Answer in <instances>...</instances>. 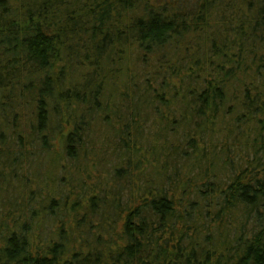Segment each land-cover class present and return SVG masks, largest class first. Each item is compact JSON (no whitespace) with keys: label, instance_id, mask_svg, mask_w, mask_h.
Masks as SVG:
<instances>
[{"label":"trees","instance_id":"trees-1","mask_svg":"<svg viewBox=\"0 0 264 264\" xmlns=\"http://www.w3.org/2000/svg\"><path fill=\"white\" fill-rule=\"evenodd\" d=\"M29 144L74 178L0 264H264V0H0V158Z\"/></svg>","mask_w":264,"mask_h":264},{"label":"rangeland","instance_id":"rangeland-1","mask_svg":"<svg viewBox=\"0 0 264 264\" xmlns=\"http://www.w3.org/2000/svg\"><path fill=\"white\" fill-rule=\"evenodd\" d=\"M28 105L30 103L27 104V109L29 108ZM30 136L31 134H28V137ZM49 138L51 139V146L55 147L56 150L58 147L55 146L56 139L52 138L51 135ZM25 150H27V155L20 156L17 163L12 162L13 156L6 157L4 160L0 158V244L3 243V238L9 229L18 230L20 224L24 222L30 224L31 229H33L35 223L37 227L40 225L39 229L43 231L42 235H45L50 230L49 222H45V215L48 216L49 214L44 210L42 211L44 205L42 200L44 201V198H46L47 192L54 190L55 194L53 196H55V200L57 199L60 202L58 195L61 192H63L62 195L65 194L67 185L74 178L73 173L64 172L72 164L69 159L60 160V167L53 172L55 161H53L51 152L41 151L38 145L32 144L27 145ZM99 158H93L92 164H89L87 159L78 161V167L81 168L79 175L85 177L86 185L82 187L79 185L78 188H75L76 191L79 188L86 189L88 184L90 185L96 181L94 175L104 174V171L107 168L109 169L110 165L116 161L113 157H108L107 160L103 161H98ZM63 176L67 181L62 179ZM75 177L78 176L75 174ZM61 214H56V221L50 222L52 226L56 225ZM68 219L71 221V215ZM42 220L44 223L38 224Z\"/></svg>","mask_w":264,"mask_h":264}]
</instances>
